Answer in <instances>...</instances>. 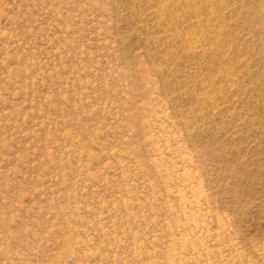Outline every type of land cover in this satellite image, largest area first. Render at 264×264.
<instances>
[{
    "label": "rangeland",
    "instance_id": "374dc122",
    "mask_svg": "<svg viewBox=\"0 0 264 264\" xmlns=\"http://www.w3.org/2000/svg\"><path fill=\"white\" fill-rule=\"evenodd\" d=\"M0 264H264V0H0Z\"/></svg>",
    "mask_w": 264,
    "mask_h": 264
}]
</instances>
